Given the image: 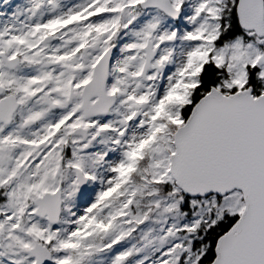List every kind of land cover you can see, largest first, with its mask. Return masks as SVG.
Wrapping results in <instances>:
<instances>
[{"label":"snow or ice","instance_id":"snow-or-ice-1","mask_svg":"<svg viewBox=\"0 0 264 264\" xmlns=\"http://www.w3.org/2000/svg\"><path fill=\"white\" fill-rule=\"evenodd\" d=\"M0 264H264V0H0Z\"/></svg>","mask_w":264,"mask_h":264}]
</instances>
